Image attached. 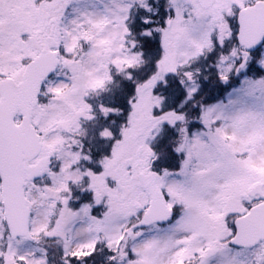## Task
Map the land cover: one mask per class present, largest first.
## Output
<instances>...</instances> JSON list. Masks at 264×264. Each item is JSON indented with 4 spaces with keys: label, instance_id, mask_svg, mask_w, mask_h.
<instances>
[{
    "label": "snow or ice",
    "instance_id": "obj_1",
    "mask_svg": "<svg viewBox=\"0 0 264 264\" xmlns=\"http://www.w3.org/2000/svg\"><path fill=\"white\" fill-rule=\"evenodd\" d=\"M110 4L0 0V264H264V0Z\"/></svg>",
    "mask_w": 264,
    "mask_h": 264
},
{
    "label": "rangeland",
    "instance_id": "obj_2",
    "mask_svg": "<svg viewBox=\"0 0 264 264\" xmlns=\"http://www.w3.org/2000/svg\"><path fill=\"white\" fill-rule=\"evenodd\" d=\"M105 5H108L109 7L112 6L110 4V0H103V2H101V0H97L96 10L98 11V14H104ZM117 80H122V78L117 77ZM138 84L141 85V91H143V82L138 81ZM119 93H120L119 91L116 92L117 103L123 104L124 103V97H126V95L121 93L120 99H119V97L117 96ZM107 98H108V95L106 94L105 99H107ZM145 102H147L146 97H145ZM85 127L87 128L88 125H85ZM92 147H93V150H95L96 148L101 149V155L94 157V159L97 161L104 160V157L109 155V152L104 149V142L103 141H94ZM126 150H127L126 146L118 144L115 148V157L113 158V160L105 161L107 167H111L115 163V161L120 158L122 153L125 152ZM65 174L66 175H72V173L68 172L67 168H65ZM79 227H81V222L77 221L75 226L73 227V231H76V229ZM40 246L48 247V248H50V250H54L57 247V245L54 242H43L42 241V243L38 245L34 241L29 242V240H28V241H25L23 244H20L18 246V248H19L20 253H24V252L30 251L34 248L40 247Z\"/></svg>",
    "mask_w": 264,
    "mask_h": 264
},
{
    "label": "water",
    "instance_id": "obj_3",
    "mask_svg": "<svg viewBox=\"0 0 264 264\" xmlns=\"http://www.w3.org/2000/svg\"><path fill=\"white\" fill-rule=\"evenodd\" d=\"M0 170H3L6 174L4 197L9 201L6 215L15 216L17 214L18 181L21 179L22 173L17 167L15 159L8 155L0 156Z\"/></svg>",
    "mask_w": 264,
    "mask_h": 264
},
{
    "label": "flooded vegetation",
    "instance_id": "obj_4",
    "mask_svg": "<svg viewBox=\"0 0 264 264\" xmlns=\"http://www.w3.org/2000/svg\"><path fill=\"white\" fill-rule=\"evenodd\" d=\"M45 2H47V0H45ZM122 82V81H121ZM123 83V82H122ZM120 95H121V92L117 95L118 97H119V99H120ZM123 98V97H122ZM121 98V99H122ZM124 100H125V97H124Z\"/></svg>",
    "mask_w": 264,
    "mask_h": 264
}]
</instances>
